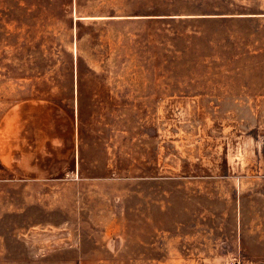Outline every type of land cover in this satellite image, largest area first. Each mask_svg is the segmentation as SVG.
<instances>
[{"label":"rangeland","instance_id":"rangeland-1","mask_svg":"<svg viewBox=\"0 0 264 264\" xmlns=\"http://www.w3.org/2000/svg\"><path fill=\"white\" fill-rule=\"evenodd\" d=\"M0 264H264V0H0Z\"/></svg>","mask_w":264,"mask_h":264}]
</instances>
